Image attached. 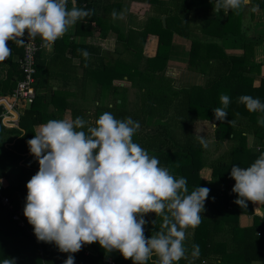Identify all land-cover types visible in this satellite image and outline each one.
I'll return each mask as SVG.
<instances>
[{
	"label": "trees",
	"instance_id": "obj_1",
	"mask_svg": "<svg viewBox=\"0 0 264 264\" xmlns=\"http://www.w3.org/2000/svg\"><path fill=\"white\" fill-rule=\"evenodd\" d=\"M70 1L69 9L73 6L94 9V15L73 25L72 35L58 39L53 44L54 53L48 58L43 57V48L37 51L36 97L24 107L19 118V126L25 132L6 128L0 123V134L10 135V141L17 138L11 148L6 147L3 141L0 144V171L3 166L11 168L24 161L18 179L19 176L35 175L36 171L28 173L26 168L35 158L31 154L29 158L23 155L30 153L27 141L34 136L33 127L50 119H61L67 110L72 119L83 117L89 125L104 112L112 113L117 119L131 117L140 124L133 141L156 156L160 165L167 167L173 175L185 177L189 193L198 186L210 189L205 211L201 214L204 219L195 229H187V254L175 264H264V216L253 215L250 225H239L241 213H252V202L247 208L234 203L237 199L232 192L235 182L230 178L233 165L248 167L264 153V126L258 124L264 113L249 112L238 102L241 95H251L264 102V64L255 61L256 43L247 39L252 31L255 9L264 10V0H249L248 5L239 11L223 8L217 11L216 0H129L148 5V13L152 14L139 31L138 46L131 44L134 39L132 31L122 33L112 23L111 13L114 10L121 12L122 0H73V4ZM111 31L116 35L115 48L111 54H101L100 57L95 47L73 39L76 35H96L104 40ZM148 35L157 40L153 56H145L142 52V44ZM175 37L189 41V48L184 52L186 68L203 76L202 85L175 89L165 84L169 81L164 75L168 62L178 53ZM35 40L42 43L39 37ZM8 46L12 54L19 58L22 56L21 45L9 42ZM80 48L94 54V57L87 61L79 52ZM66 52L70 57H66ZM72 57L81 60L69 73L74 75L78 68L82 69L79 84L82 95L87 87L93 91L87 107L72 101L75 95L72 96L67 89L69 82H77V76L64 79L56 89L49 83H40L47 64L54 63L60 72L67 73L65 64L61 71L64 60L60 59L68 58L70 62ZM10 64L21 78L19 62ZM257 78L259 85L255 86ZM114 80L129 82L131 88L137 89V102L132 108L126 103L127 88L115 85ZM40 89L43 91L39 92ZM222 93L231 97L225 122L217 121L213 114L214 108L222 107L219 100ZM196 120L214 125L212 138L215 145L219 146L226 140L233 144L218 158L209 160L206 148L192 131ZM229 120H235V125H229ZM249 135L257 140V149L247 147ZM205 168L210 170L211 182L201 176ZM213 180H218L220 186L213 185ZM20 185L15 188L8 182L2 191L11 200L12 210L0 203V261L7 257L14 258L16 264H64L68 253H61L54 244L34 240L33 228L23 215L27 189L20 188ZM14 213L23 226L12 219ZM144 218L148 221L146 237L161 230L162 217L149 213ZM193 244L200 247L198 258L191 255ZM85 246L94 254L85 256L82 250L72 254L75 264H106L103 262L105 250L98 243ZM113 255L114 264H132L119 252ZM157 261L158 257L153 255L147 264H156Z\"/></svg>",
	"mask_w": 264,
	"mask_h": 264
},
{
	"label": "clouds",
	"instance_id": "obj_2",
	"mask_svg": "<svg viewBox=\"0 0 264 264\" xmlns=\"http://www.w3.org/2000/svg\"><path fill=\"white\" fill-rule=\"evenodd\" d=\"M249 0H216L215 10L239 11ZM94 9L68 7V0H0V63L12 54L9 42L25 45L37 37L47 48L62 38L78 21L94 15ZM115 10L113 19L122 18ZM87 59L90 53L82 51ZM222 107L213 109L217 121L225 122L231 97L222 93ZM238 102L249 112L264 113V102L241 95ZM235 125V120L227 121ZM264 126V117L258 120ZM140 128L131 117L117 119L104 112L89 125L83 117L50 119L34 127L27 141L39 169L27 182L23 215L37 242L54 244L68 253L64 264H75L72 254L84 245L98 243L107 253L119 252L132 264H175L187 254V229L198 227L204 216L210 189L196 187L189 193L187 179L176 177L159 159L133 141ZM207 148L208 141L198 137ZM234 203H264V153L248 167L233 165ZM2 183V181H0ZM162 217V228L145 235L144 218ZM154 223V221H153ZM198 258L200 247L192 245ZM0 264H16L4 258Z\"/></svg>",
	"mask_w": 264,
	"mask_h": 264
},
{
	"label": "crops",
	"instance_id": "obj_3",
	"mask_svg": "<svg viewBox=\"0 0 264 264\" xmlns=\"http://www.w3.org/2000/svg\"><path fill=\"white\" fill-rule=\"evenodd\" d=\"M97 3H103V1H97ZM122 3H125L128 8H131L133 6V4L137 3V2H133V1H129V0H122ZM100 5H98V8H97V12L99 13L100 9H99ZM262 9H255V13H254V22H252V31L251 33L248 35L247 39L248 40H251L253 41L254 43H258V42H263L260 46H255L254 48V58H255V61L256 62H261L264 64V51L261 49L263 44H264V15H261L262 14V11H260ZM261 16H260V15ZM258 15L263 19H261V21H258ZM257 19V20H256ZM113 25L115 27H120L117 22H116V19H114L112 21ZM74 26H71L67 33L65 35H72L73 32H74ZM114 34L115 33L113 31H111L109 33L110 34ZM108 35V37H110ZM95 37H85L83 35H76L73 39L80 43H83V44H86V45H91L93 47H95L97 50H99V57L101 56V54H111V52L113 51V49L115 48V39L114 41L112 42L110 39L112 38L113 39V35L111 36L110 39H108V37L104 40H101L99 39L98 37H96V35H94ZM260 37V39L258 40V42H255L254 40H252V37ZM116 37V35H115ZM153 38V39H152ZM72 39V38H71ZM146 39H151L150 42H154L153 44V47H151V51H149L150 53H145V51H143V54L145 56H153L154 53H155V50H156V38L154 36H151V35H148L146 37ZM153 40V41H152ZM147 41V40H146ZM186 41V40H184ZM148 42V43H150ZM189 43V41H187ZM146 44V42H145ZM189 48V45H187V47H185V50H183V53L184 52H187ZM43 57L45 58H48L50 55H52L54 53V49H53V44L50 45L49 47L47 48H44L43 47ZM79 52L82 53V49L80 48L79 49ZM66 57H70V54L66 52ZM91 57H94V54H90V57L87 58L86 60L87 61H90ZM9 60L7 61H4L3 63H0V97H7L11 92L12 90L14 89L15 87V84L16 82L18 81L19 77H18V74H17V70L13 67H11V64L10 63H18L19 62V57L17 55H14L12 54L9 58ZM60 60H64L63 63H62V66H61V71H62V68L64 67L63 64H65V68L67 70V73H63V72H60L58 70V67L52 63V64H47V69H46V73L43 75V77L40 79V83L42 84H47L49 83L50 86H52L53 89H56V85H60L61 83H63L62 81L64 79H67V78H70V79H73L76 77V80L77 82L74 83V82H69V85L67 87L68 90H70L72 93V96L73 94L75 95L74 97L71 98L72 101H76L77 103H80V104H84L83 101L85 99H88L91 97L92 95V89L87 87L84 91V94L82 95V88L81 86L79 85L80 84V75L82 73V69L81 68H78L77 71H76V74L74 72V75H70L71 73H69V71H71V69L73 68V65L75 66H78L79 63H80V58L79 57H72L71 61L69 62L68 58H62ZM49 63V62H48ZM59 65V64H58ZM190 71V70H189ZM191 72H194V71H191ZM196 74L199 75V78H198V82H194L190 85H202V83L204 82V78L202 75H200L199 73L197 72H194ZM262 74H264V68H262ZM113 83L116 85V84H119L121 86H123V82L120 81V80H114ZM254 85L257 86L259 85V78H257L255 81H254ZM13 87V89L11 90V88ZM43 91V89H40L39 92ZM88 105H86L87 107ZM84 107V106H83ZM3 111V108L2 106H0V113ZM24 111V108L23 107H20L18 109V118H17V124L15 126H13V128H18L19 130L22 131V133H24V129L21 128L19 126V118L20 116L22 115ZM63 118H71L70 116V113H69V110H67L64 115H63ZM37 126V125H35ZM34 126V127H35ZM199 126V127H198ZM20 127V128H19ZM34 127H33V130H34ZM214 127L213 124H211L210 122L208 121H202V120H196L193 124V128H192V131L193 133L198 136V137H203L205 138L207 141H208V146L206 148V156L209 160H214L216 158H218L224 151H226L228 148H230V146L233 144V142H231L230 140H226L223 144L221 145H215V143L213 142V138H212V128ZM197 128H204V129H207L208 128V131H204L203 129L201 131H195ZM208 132V133H207ZM10 135H6L5 133L3 134H0V144L2 143L3 141V144L6 146V147H9L11 148L13 146V144L16 142L17 138H14L10 141ZM247 147L249 149H257V140L255 138H253L252 136H248L247 137ZM26 158H29L30 156V153L26 152L25 154ZM23 162L24 161H21L17 166L15 167H11V168H5L3 166L2 168V172L0 171V175H1V178H2V183H3V188L6 187L7 183L8 182H11L13 184V186L15 188H18L19 187V184L21 183L20 185V188L22 189H27L26 188V184L27 182L31 179L32 176L28 177V176H19V179L17 177L19 171H20V168L23 167ZM28 165H31L30 167H26L27 170H28V173H31V172H34V171H38V168H39V165H38V162L36 160H33L31 161L30 163H28ZM25 166V165H24ZM201 176L205 179V180H209L210 179V170L205 168L201 171ZM20 181V183H19ZM235 182V181H234ZM18 186V187H17ZM11 201V200H10ZM263 205L264 203H253L252 202V213L251 214H247V213H241L240 216H239V225L241 227H245V226H248L251 224L252 222V216L253 215H257V216H264V208H263ZM256 209L258 212H256ZM86 251H88V253H84L85 256H90V255H93L94 253L89 250L86 246L84 247ZM114 252L112 253H107L105 252V257L103 259V262L108 264V261H113V255Z\"/></svg>",
	"mask_w": 264,
	"mask_h": 264
},
{
	"label": "rangeland",
	"instance_id": "obj_4",
	"mask_svg": "<svg viewBox=\"0 0 264 264\" xmlns=\"http://www.w3.org/2000/svg\"><path fill=\"white\" fill-rule=\"evenodd\" d=\"M70 3L73 4V0H71ZM148 9H150V7L142 3H135L133 4L131 8H128V6L125 3L122 4V10L120 13H122L123 15H122V18L116 19L117 24L120 26L117 28H118V31L125 33V34L128 31H132L133 34L131 35L134 38L133 42L131 43L132 45L134 44L138 46L140 44L138 40V37L140 35L139 31L141 30L144 22H146V19H148L149 15H152L151 13H148L149 11ZM260 11H262L261 15H264V10L262 9ZM259 15H258V19H259L258 21H261L262 18L260 17L261 15L260 16ZM112 35H113V39L111 38ZM109 36L110 37H108V39L111 38L110 40L113 42L115 39V35L111 33ZM259 39L260 37L258 36L252 37V40H254L255 42H258ZM146 40H145L146 44L145 43L142 44V52L145 51V53H150L149 51H151L150 49L151 47H153L154 42H150L151 39H146ZM174 42L178 46V53L170 58L164 75L167 79H169V81H166L165 84L170 85L175 89H179V88L188 86L194 82H198L199 75L194 72L189 71L186 68V55L183 53V50H185V47H187L189 43L178 37L174 38ZM262 43H263L262 41L258 42L256 46H260ZM261 49L264 51V44ZM123 84H124V87H126L128 90L126 103L127 105H129L130 108H132V105H134V103L137 102V99H136L137 89L131 88L129 82H123ZM89 99L90 98L85 99L83 101L84 107H86L87 102H89L88 101ZM202 129L204 131L206 130L208 131V128L207 129L197 128L195 131H201ZM208 181L211 182V178ZM213 185L220 186L218 180H213ZM256 212H258L257 209H256ZM188 232L189 231L187 230V235H188Z\"/></svg>",
	"mask_w": 264,
	"mask_h": 264
},
{
	"label": "built area",
	"instance_id": "obj_5",
	"mask_svg": "<svg viewBox=\"0 0 264 264\" xmlns=\"http://www.w3.org/2000/svg\"><path fill=\"white\" fill-rule=\"evenodd\" d=\"M22 39L25 45L22 46V56L19 59V70L21 78L15 84L14 89L7 97H0V106L3 111L0 113V123L6 128H12L17 124L18 109L26 107L33 102L36 97L35 90V58L37 51L43 48L42 43L36 40L29 41L28 36L25 34ZM0 181H2L0 175ZM3 183H0V203L5 208L12 210V204L9 198L2 194ZM12 219L17 222L19 226H23V222L19 219L17 214H13ZM37 242L36 237L33 236ZM39 243V242H38ZM84 253H88L84 246L82 247ZM108 264H114L108 261Z\"/></svg>",
	"mask_w": 264,
	"mask_h": 264
},
{
	"label": "water",
	"instance_id": "obj_6",
	"mask_svg": "<svg viewBox=\"0 0 264 264\" xmlns=\"http://www.w3.org/2000/svg\"><path fill=\"white\" fill-rule=\"evenodd\" d=\"M162 23H163V25H164V17H162Z\"/></svg>",
	"mask_w": 264,
	"mask_h": 264
}]
</instances>
